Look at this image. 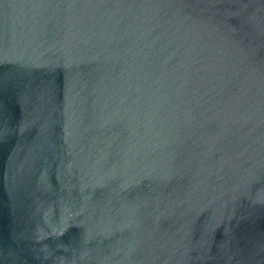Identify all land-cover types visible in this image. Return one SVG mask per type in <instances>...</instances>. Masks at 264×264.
Masks as SVG:
<instances>
[{
    "label": "water",
    "instance_id": "water-1",
    "mask_svg": "<svg viewBox=\"0 0 264 264\" xmlns=\"http://www.w3.org/2000/svg\"><path fill=\"white\" fill-rule=\"evenodd\" d=\"M0 264H264V0H0Z\"/></svg>",
    "mask_w": 264,
    "mask_h": 264
}]
</instances>
